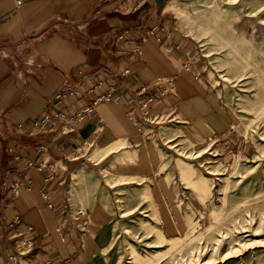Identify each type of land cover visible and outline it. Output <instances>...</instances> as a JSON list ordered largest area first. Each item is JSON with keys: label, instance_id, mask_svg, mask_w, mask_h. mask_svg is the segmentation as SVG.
<instances>
[{"label": "crops", "instance_id": "1", "mask_svg": "<svg viewBox=\"0 0 264 264\" xmlns=\"http://www.w3.org/2000/svg\"><path fill=\"white\" fill-rule=\"evenodd\" d=\"M21 1L0 0V264H112L110 213L99 193L89 200L84 189L102 186L98 166L159 163L146 131L155 116L183 119L202 139L228 136L233 117L201 76L197 45L178 29L165 0ZM140 27L154 29L162 41L150 36L141 44ZM125 30L131 33L119 40ZM99 79L106 84L90 99L111 87L114 98L99 102L87 121L32 133L46 113L71 115L89 101L55 102V94L94 87ZM149 96L161 103L153 102L146 118L140 105ZM139 168H124V177H138ZM15 216L24 236L39 241L26 259L18 256L16 229L8 225Z\"/></svg>", "mask_w": 264, "mask_h": 264}, {"label": "rangeland", "instance_id": "2", "mask_svg": "<svg viewBox=\"0 0 264 264\" xmlns=\"http://www.w3.org/2000/svg\"><path fill=\"white\" fill-rule=\"evenodd\" d=\"M165 2L177 6L176 25L196 43L201 76L233 127L202 139L183 119L155 116L146 131L159 163L98 166L102 186L84 189L110 213L108 256L112 264H264V0ZM134 166L138 177H124Z\"/></svg>", "mask_w": 264, "mask_h": 264}, {"label": "built area", "instance_id": "3", "mask_svg": "<svg viewBox=\"0 0 264 264\" xmlns=\"http://www.w3.org/2000/svg\"><path fill=\"white\" fill-rule=\"evenodd\" d=\"M139 1H147V0H139ZM22 1L18 0V4H21ZM140 33V42L141 44L148 41L150 36H156V31L150 27H140L137 29ZM130 30H125L123 31L122 34L118 35V39H124L128 34H130ZM157 37V36H156ZM159 41H162V37H157ZM142 51L141 48H138L136 51V59H138L141 55ZM186 68H189L186 66ZM106 82L103 79H99L98 82L94 85V87L91 88H84L82 85H77L74 87H68L63 89L62 91H59L57 94H55L53 101L58 102V101H63L65 99L71 98V97H76L78 99H88L89 101L87 104L81 108L75 111L73 114L69 115L65 113L64 110H58L55 112H48L44 115V117L38 121H36L33 124V132L37 131L39 129H42L46 126H50L52 128L56 127L59 124H69L71 126H75L80 123H84L85 121L88 120V118L92 115L94 112L96 106L98 105L99 102L101 101H110L114 98V93H115V87H111L105 92H101L100 96L97 98L91 100L90 95L95 91V90H100L101 87L105 86ZM146 89H144L145 91ZM158 102L160 103L161 100L160 98L154 99L153 96H149L145 98L142 103V111L144 114H147L151 108V104L153 102ZM42 152L44 153L46 149L43 147ZM25 182L22 181H17L14 186H13V193L14 196H17L19 194V190L22 185H24ZM43 196L47 199L48 194L42 191ZM22 224V220L20 216H15L11 220L8 221V225L12 228L16 229V233L14 237H16V248H17V253L18 256L21 259H26L29 256H33L35 251L39 248V241L38 239L32 237V236H24V232L22 228L20 227ZM28 230L31 231L32 229L28 227ZM27 263V262H26ZM20 264L21 261H20ZM28 264V263H27Z\"/></svg>", "mask_w": 264, "mask_h": 264}, {"label": "bare ground", "instance_id": "4", "mask_svg": "<svg viewBox=\"0 0 264 264\" xmlns=\"http://www.w3.org/2000/svg\"><path fill=\"white\" fill-rule=\"evenodd\" d=\"M166 8H167L168 10H174V11H176L177 6L174 4V2H169V3L166 5Z\"/></svg>", "mask_w": 264, "mask_h": 264}, {"label": "water", "instance_id": "5", "mask_svg": "<svg viewBox=\"0 0 264 264\" xmlns=\"http://www.w3.org/2000/svg\"><path fill=\"white\" fill-rule=\"evenodd\" d=\"M158 1H161V2H163L164 0H158Z\"/></svg>", "mask_w": 264, "mask_h": 264}]
</instances>
